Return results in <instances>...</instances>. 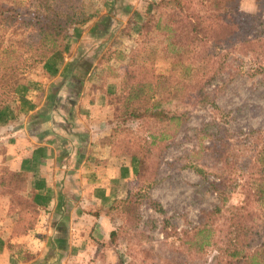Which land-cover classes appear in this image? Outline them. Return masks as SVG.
Here are the masks:
<instances>
[{
	"label": "trees",
	"instance_id": "16d2710c",
	"mask_svg": "<svg viewBox=\"0 0 264 264\" xmlns=\"http://www.w3.org/2000/svg\"><path fill=\"white\" fill-rule=\"evenodd\" d=\"M241 1L151 0L139 43L128 53L109 48L99 61L104 64L113 55L117 59L130 58L123 71L112 66L108 69L120 77L116 105L109 119V143L114 153L136 159L141 188L156 183L164 153L177 141L196 108L209 107L221 114L223 125L219 133L215 135L200 127L195 137L199 146L195 153L205 152L204 157L214 159L220 202L203 211L201 222L192 227L185 239L190 249L200 255L208 249L215 251L212 264H264V127H249L242 137L231 131L229 113L217 101L222 85L210 89L224 72L231 70V53L247 56L234 66L232 74L258 77L264 83V15L261 9L244 11ZM32 4L34 9H30ZM90 17L86 0H32L29 5L0 0V129L21 114L24 104L19 99L35 86L27 73L66 48L71 24H83ZM159 48L171 58L167 73L155 68ZM63 97L62 88L51 86L49 104L43 111L50 113ZM205 137L212 139L210 144L204 143ZM238 137L242 141L244 138L245 153L241 159H230L232 140ZM196 159L199 158H191L187 165L205 175L202 167L193 164ZM26 185L23 171L0 164V198L7 199L8 211L28 228L34 226L39 209L27 196ZM229 187L245 190L250 208L228 207ZM141 188L115 198L105 210L113 225L109 231L111 239L119 231L128 240L135 232L140 238L146 236L145 230H138L143 201L165 212L161 203ZM115 214L121 217L118 226L113 222ZM119 263L124 264L122 260Z\"/></svg>",
	"mask_w": 264,
	"mask_h": 264
},
{
	"label": "crops",
	"instance_id": "0c3cea01",
	"mask_svg": "<svg viewBox=\"0 0 264 264\" xmlns=\"http://www.w3.org/2000/svg\"><path fill=\"white\" fill-rule=\"evenodd\" d=\"M118 1L105 0L87 22L69 28L67 51L48 60L50 72L34 77L37 84L19 99L23 120L1 127L0 163L25 173L39 213L25 228L0 198V264H92L100 260L99 242L108 243L113 225L105 210L128 193L137 172L136 159L114 153L109 143L120 77L108 69L119 60L99 64L126 24L119 23ZM124 10L128 18L132 12ZM56 84L64 97L45 113Z\"/></svg>",
	"mask_w": 264,
	"mask_h": 264
},
{
	"label": "rangeland",
	"instance_id": "374dc122",
	"mask_svg": "<svg viewBox=\"0 0 264 264\" xmlns=\"http://www.w3.org/2000/svg\"><path fill=\"white\" fill-rule=\"evenodd\" d=\"M17 1L22 2L23 5H29L32 0ZM149 1L151 0H120L117 2L119 23L126 21V24L117 29L112 37L111 44H106L105 50L109 48L114 50L121 49L128 53L132 47L139 43L142 39L140 36L141 26L146 16L145 10ZM104 2L105 0H86L88 13H94L93 10L99 9ZM139 3H141L140 6H144L142 8L144 13L138 10ZM34 8L35 5L30 6V9ZM241 8L246 12H256L261 9L260 11L264 15V0H242ZM124 9H129V12H132L131 15H128V18L123 15ZM65 51H67L66 48L49 56L51 63L54 56L57 57ZM113 57L115 58L114 55ZM242 58H247V56L231 53L228 58L230 63H232V67L230 66L231 70L224 72L221 79L210 85V89L217 87L218 84L222 85V89L217 93L218 104L229 113L230 123L228 128L231 131H237V135L241 137L249 127H264V83L260 82L258 77L252 78L245 74L231 73L234 66ZM129 59V56L117 59L119 64L115 68L120 72L123 71ZM170 61V55L159 48L155 56L156 71L167 73ZM48 63L42 62L31 69L27 73V78L36 85L38 80H35L34 77H41L44 73L50 72V68L47 67ZM118 91L113 96L114 106L116 105ZM24 117L20 114L16 121L20 122ZM222 119L221 114H217L209 107L196 108L190 114L185 127L177 135V141L171 144L164 153L157 169L156 183L148 188H141L140 180L137 174L135 175L129 185L128 193H135L141 188L143 193L146 192L151 198L158 200L165 212H159L146 201H143L140 204L142 220L138 230H145L146 236L140 238L139 234L135 232L131 240H128L118 230L120 234L118 233V236L113 239L109 237L107 245L105 243L99 245L101 249H99L98 257L100 260L97 261V258H95L92 264H120L119 260H122L124 264L213 263L215 251L208 249L204 254L200 255L195 249H190L185 239L188 238L192 227L201 222L203 211L220 202L219 191L215 184V181H218V177L213 172L214 159L207 158V156L204 157L205 152L195 153L199 149L195 137L197 128L200 127L216 135L222 129ZM241 137L232 140L233 155L230 159H241L243 157L245 144L244 138L242 141ZM211 141L212 139L209 137L204 138V143L210 144ZM181 155L184 156L181 157ZM194 157L199 159H196L193 164L196 167H202L205 170V175L197 172L195 167L187 165L190 159ZM228 191H231L226 204L228 207L242 210L250 208V202L245 190L240 187H229ZM253 210H257V215H260L257 208H253ZM113 222L118 226L121 222V217L116 215ZM222 238L224 240L227 239V235H223Z\"/></svg>",
	"mask_w": 264,
	"mask_h": 264
}]
</instances>
